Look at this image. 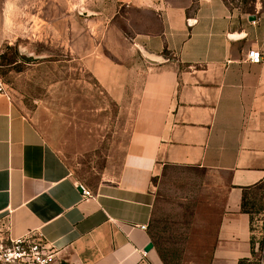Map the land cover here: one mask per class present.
I'll use <instances>...</instances> for the list:
<instances>
[{
	"label": "crops",
	"instance_id": "1",
	"mask_svg": "<svg viewBox=\"0 0 264 264\" xmlns=\"http://www.w3.org/2000/svg\"><path fill=\"white\" fill-rule=\"evenodd\" d=\"M107 2L119 27L105 44L113 59L99 62L96 78L114 92L123 82L134 89L121 166L83 198L33 124L0 96L7 240L38 236L55 264H163L150 234L154 180L166 167L194 168L224 189L210 264L251 262L240 204L244 189L264 182V12L249 22L224 0ZM252 50L260 64L248 61Z\"/></svg>",
	"mask_w": 264,
	"mask_h": 264
},
{
	"label": "rangeland",
	"instance_id": "2",
	"mask_svg": "<svg viewBox=\"0 0 264 264\" xmlns=\"http://www.w3.org/2000/svg\"><path fill=\"white\" fill-rule=\"evenodd\" d=\"M224 1L239 16L264 12V0ZM108 6L107 0H0V76L8 96L90 192L117 173L134 126V89L123 82L114 92L96 78L99 62L113 59L105 44L119 24H112ZM220 184L194 168L166 167L154 180L150 234L166 264H210L223 205ZM256 205L252 264L264 239V185ZM10 249L2 216L0 264H32L6 260Z\"/></svg>",
	"mask_w": 264,
	"mask_h": 264
},
{
	"label": "built area",
	"instance_id": "3",
	"mask_svg": "<svg viewBox=\"0 0 264 264\" xmlns=\"http://www.w3.org/2000/svg\"><path fill=\"white\" fill-rule=\"evenodd\" d=\"M247 59L252 64H260L261 56L258 51L252 50L248 52ZM1 59H0V69H1ZM0 96L9 98L6 91L5 84L2 81L0 76ZM82 191L83 198H91L92 194L90 191L86 190L83 186L79 185ZM141 230L145 231L146 226H141ZM11 244L10 251L6 254V260H12L15 262L23 261L28 259L32 264H54L55 255L53 252L46 248L42 240L38 236L32 234H27L22 238H19L14 241L8 240Z\"/></svg>",
	"mask_w": 264,
	"mask_h": 264
},
{
	"label": "trees",
	"instance_id": "4",
	"mask_svg": "<svg viewBox=\"0 0 264 264\" xmlns=\"http://www.w3.org/2000/svg\"><path fill=\"white\" fill-rule=\"evenodd\" d=\"M264 182L261 184H256L250 188H246L243 190L242 194V199H241V204H240V210L241 213L248 215L249 217V224H250V233L252 234V229H251V221H252V214L255 212L257 213V205H256V194L263 189ZM250 246H251V256L252 258L255 257V250H254V241L253 237L251 236L250 239ZM264 250V239H262L258 243V249L257 252H259V259L257 260L256 264H260L261 256ZM160 260L162 261L163 264H166L162 254L156 249ZM239 264H252L251 262L246 263V262H241Z\"/></svg>",
	"mask_w": 264,
	"mask_h": 264
},
{
	"label": "water",
	"instance_id": "5",
	"mask_svg": "<svg viewBox=\"0 0 264 264\" xmlns=\"http://www.w3.org/2000/svg\"><path fill=\"white\" fill-rule=\"evenodd\" d=\"M248 21H249V22H253V21H255V17H254L253 15L248 16ZM78 189H79V191H81V188H80V187H79ZM152 248H153V244H152V243H149V244L145 247L144 252H149Z\"/></svg>",
	"mask_w": 264,
	"mask_h": 264
}]
</instances>
